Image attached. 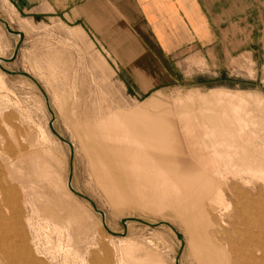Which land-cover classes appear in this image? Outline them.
<instances>
[{
	"label": "rangeland",
	"instance_id": "obj_1",
	"mask_svg": "<svg viewBox=\"0 0 264 264\" xmlns=\"http://www.w3.org/2000/svg\"><path fill=\"white\" fill-rule=\"evenodd\" d=\"M7 3L22 18L1 0L0 18L23 39L2 65L29 73L46 93L55 130L72 144L74 188L113 232L135 217L168 222L183 241L167 225L133 220L123 236L108 233L67 187L70 150L48 127L42 93L0 70V221L12 235L0 264H175L180 249V264H232L224 248L219 257L208 246L211 231L229 230L235 215L260 257L244 256L237 233L236 264H264V13L257 9L263 20L251 37L242 29L245 38L226 42L225 53L144 52L126 43L110 52L57 15ZM17 40L0 24V57Z\"/></svg>",
	"mask_w": 264,
	"mask_h": 264
},
{
	"label": "crops",
	"instance_id": "obj_2",
	"mask_svg": "<svg viewBox=\"0 0 264 264\" xmlns=\"http://www.w3.org/2000/svg\"><path fill=\"white\" fill-rule=\"evenodd\" d=\"M10 1L22 12L57 15L66 25L99 39L110 52L114 51L112 45L126 43L144 52L174 53L189 48L225 53L226 42L240 43L245 38L242 29H247L251 37L259 18L254 16L257 9L264 13V0ZM1 2L10 7L15 18H22L7 0ZM262 20L261 15L259 22Z\"/></svg>",
	"mask_w": 264,
	"mask_h": 264
},
{
	"label": "bare ground",
	"instance_id": "obj_3",
	"mask_svg": "<svg viewBox=\"0 0 264 264\" xmlns=\"http://www.w3.org/2000/svg\"><path fill=\"white\" fill-rule=\"evenodd\" d=\"M9 24V23H8ZM10 25V24H9ZM18 41V40H17ZM1 58H3V57H1ZM25 72V71H24ZM49 100V99H48ZM49 105H50V103H49ZM50 108H51V106H50ZM52 110V109H51ZM53 113V112H52ZM53 117H54V115H53ZM72 145V144H71ZM73 151V150H72ZM71 184H72V182H71ZM72 186H73V184H72ZM68 187V186H67ZM74 187V186H73ZM75 189V188H74ZM70 191V190H69ZM248 191V190H247ZM246 191V192H247ZM4 193V192H3ZM231 193H237L238 194V192H235V191H233V192H231ZM242 193V192H241ZM6 195V194H5ZM10 195H11V193H10ZM242 195H244L243 193H242ZM246 195H248L247 193H246ZM238 196V195H237ZM236 196V197H237ZM241 196V195H240ZM239 196V198H241ZM227 197V196H226ZM228 198V197H227ZM226 198V199H227ZM237 199V201L239 200L240 201V199ZM245 198V197H244ZM247 198H249V197H247ZM258 198V197H257ZM256 198V199H257ZM2 199V198H1ZM5 199V198H4ZM252 199H254V198H252ZM245 200H248V199H246L245 198ZM250 200H251V197H250ZM258 200V199H257ZM260 200V199H259ZM258 200V201H259ZM5 201H7V199L5 200ZM221 201V200H220ZM252 201V200H251ZM251 201H250V205H251ZM255 201V200H254ZM14 202V201H13ZM87 202V201H86ZM235 202V201H234ZM244 202H246V201H244ZM249 202V201H248ZM247 202V203H248ZM257 202V201H256ZM260 202V201H259ZM15 203V202H14ZM17 203V202H16ZM88 203V202H87ZM235 203H237V202H235ZM6 204V203H5ZM89 204V203H88ZM231 204H233V203H231ZM252 204H253V201H252ZM255 204V203H254ZM253 204V205H254ZM261 204V203H260ZM9 205V204H8ZM90 205V204H89ZM235 205V204H234ZM262 205V204H261ZM264 205V204H263ZM91 206V205H90ZM255 207L257 206V205H254ZM253 206V207H254ZM17 211V210H16ZM257 211V210H256ZM260 211H261V209H260ZM263 212V211H262ZM17 213V212H16ZM233 213H234V211H233ZM258 213H259V211H258ZM17 215V214H16ZM259 215V214H258ZM213 216V215H212ZM212 216H210V217H212ZM263 216V215H262ZM209 217V218H210ZM229 217V216H228ZM264 217V216H263ZM129 218H135V217H129ZM213 219H215L214 217H212ZM223 218V217H222ZM221 218V219H222ZM18 219V218H17ZM140 219V218H139ZM211 219V218H210ZM224 219V218H223ZM216 220V219H215ZM145 221V220H144ZM211 221V220H210ZM227 221V220H226ZM228 221H230V220H228ZM146 222H148V221H146ZM165 222V221H164ZM219 222V221H218ZM149 223H154V222H149ZM229 223V230H227V228H224V229H220V231L218 232V231H211L212 233H210L209 235H210V243H209V246H208V250H209V252H212L213 254V256H216L217 254L219 255V257L220 256H225L226 254L224 253L225 251H226V253H227V255H229V259H230V262L232 263V264H236V262H237V259H238V256L233 252L234 251V248H235V246H236V240H234L233 239V236L232 235H237V233H238V230H237V223H238V219L236 218V215L235 216H233V219L230 221V222H228ZM227 222H223V224L222 225H226V224H228ZM7 224H9V223H7ZM126 224H127V222H126ZM220 224V223H219ZM214 225H216V224H214ZM223 226V227H224ZM108 227V226H107ZM173 227V226H172ZM16 228V227H15ZM14 228V229H15ZM19 228V227H18ZM17 228V229H18ZM170 228V227H169ZM174 228V227H173ZM5 229V230H4ZM109 229V228H108ZM171 229V228H170ZM175 229V228H174ZM7 230V228H6V226L4 227L3 225H2V222L0 221V247H6V246H10V245H8V244H11V242H10V238H11V234L9 233L10 232V230H8V231H6ZM172 230V229H171ZM176 230V229H175ZM16 231V230H15ZM173 231V230H172ZM177 231V230H176ZM229 231V232H228ZM18 232V231H17ZM174 232V231H173ZM178 232V231H177ZM20 234V233H19ZM181 234V233H180ZM239 234V233H238ZM241 234H239V236H237L238 237V239L241 241V243H242V245L244 246V256L247 258V257H249L250 259H252V260H255V257L254 256H256L257 257V255H255V252L253 251V249H254V247H253V249H252V246H256V249L259 251V247L256 245V243L254 242V240L251 238V236H249V235H247V236H245L244 238H242L241 236H240ZM14 236H16L15 235V232H14ZM121 236V235H120ZM236 237V236H235ZM18 238V237H17ZM182 241H183V239H182ZM16 242H17V240H16ZM14 244V243H13ZM17 244H19L18 242H17ZM26 245V244H25ZM19 246V245H18ZM18 246H15V247H18ZM22 247H25L24 245H22ZM19 248V247H18ZM26 248V250H28L27 249V247H25ZM24 248V249H25ZM222 248H224L225 249V251L223 252V251H220ZM21 249H23V248H21ZM2 250V249H1ZM18 250H20V249H18ZM3 251V250H2ZM8 251V250H7ZM24 251V250H23ZM30 251V250H29ZM28 251V252H29ZM27 252V251H26ZM6 253V252H5ZM20 254V253H19ZM23 254V253H22ZM215 254V255H214ZM257 254V253H256ZM259 254V253H258ZM17 255V254H16ZM26 255V254H25ZM30 255H31V252H30ZM7 256L9 257V258H12V257H10V254H9V252H8V254H7ZM126 256V255H125ZM20 257V256H19ZM94 257V256H93ZM259 257V256H258ZM257 257V258H258ZM21 258H23V257H21ZM32 258V257H31ZM35 258V257H34ZM95 258V257H94ZM224 258V257H223ZM260 258V257H259ZM2 260H3V258H2ZM18 260V259H17ZM23 260V259H22ZM29 260V259H28ZM32 260V259H31ZM93 260H95V259H93ZM11 261H12V259H11ZM20 261V260H19ZM226 261V260H225ZM6 262V261H5ZM8 262V261H7ZM35 262H37V261H35ZM35 262H33V261H22L20 264H37V263H35ZM9 263V262H8ZM180 263V262H179ZM256 263V262H255ZM254 262H253V264H255Z\"/></svg>",
	"mask_w": 264,
	"mask_h": 264
},
{
	"label": "water",
	"instance_id": "obj_4",
	"mask_svg": "<svg viewBox=\"0 0 264 264\" xmlns=\"http://www.w3.org/2000/svg\"><path fill=\"white\" fill-rule=\"evenodd\" d=\"M0 24H2L5 28V30L9 33V34H12V35H16L18 36V41L16 42L15 44V47H14V50L12 52V54L8 57V58H1L0 57V70L6 74H9V75H15V74H19V75H22L26 78H28L39 90L40 92L42 93L43 97H44V100H45V104L47 106V109L51 115V118L50 120L48 121V127L50 129V131L54 134V136L60 141L62 142L63 144L67 145L69 150H70V160H69V173H68V177H67V186H68V189L70 190V192H72V194L76 195L77 197L87 201L92 209L94 210V212H96L97 214H99L100 216V219H101V223H102V226L104 227V229L112 234V235H118V236H123L125 234V230H126V222L127 221H138L140 223H143V224H146V225H149V226H155V225H158V224H164V225H167L169 226L175 233L176 237L182 241V234H180L179 232H177L170 223L168 222H164V221H160L158 222L157 224H154V223H149V222H146L142 219H139V218H122L121 219V224L123 225L124 227V231L121 232V233H116V232H113L111 231L110 229H108L107 225H106V222H105V213L100 210L96 204L94 203V201L88 197L87 195L77 191L76 189H74V187L72 186L71 182H72V156H73V151H72V145L70 143V141L66 138H64L63 136H61L54 128V125H53V121H54V117H53V113H52V110L50 108V105H49V100H48V97L46 95V93L44 92V90L42 89L41 85L39 84V82L32 76L30 75L29 73L27 72H24V71H13V70H9L7 68H5L3 65H2V62L3 63H8V62H11L14 60V58L16 57V54H17V51L20 47V44L22 42V39H23V33L19 30H16L14 28H12L7 21H5L4 19L0 18ZM180 251L181 249L178 251V253L176 254L175 256V264H180L179 263V255H180Z\"/></svg>",
	"mask_w": 264,
	"mask_h": 264
}]
</instances>
